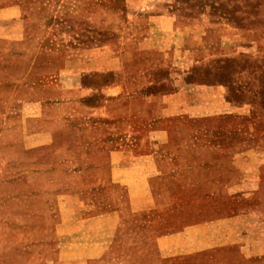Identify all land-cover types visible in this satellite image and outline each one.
Returning a JSON list of instances; mask_svg holds the SVG:
<instances>
[{
	"label": "rangeland",
	"instance_id": "obj_1",
	"mask_svg": "<svg viewBox=\"0 0 264 264\" xmlns=\"http://www.w3.org/2000/svg\"><path fill=\"white\" fill-rule=\"evenodd\" d=\"M0 264H264V0H0Z\"/></svg>",
	"mask_w": 264,
	"mask_h": 264
}]
</instances>
